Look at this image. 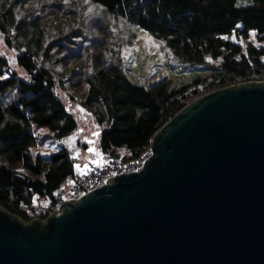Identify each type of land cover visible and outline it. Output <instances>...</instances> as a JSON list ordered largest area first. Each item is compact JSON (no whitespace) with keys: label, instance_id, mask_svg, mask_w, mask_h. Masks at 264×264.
Masks as SVG:
<instances>
[{"label":"trees","instance_id":"trees-1","mask_svg":"<svg viewBox=\"0 0 264 264\" xmlns=\"http://www.w3.org/2000/svg\"><path fill=\"white\" fill-rule=\"evenodd\" d=\"M246 1L0 0V36L15 54L9 59L0 52V206L28 221L19 202L52 197L74 174L66 147L46 157L34 151L32 126L58 139L78 128L57 96L58 86L71 90L99 125L104 158L130 161L194 99L264 81V0ZM140 31L179 60L204 64L212 73L172 90L165 82L133 83L122 54Z\"/></svg>","mask_w":264,"mask_h":264},{"label":"water","instance_id":"water-1","mask_svg":"<svg viewBox=\"0 0 264 264\" xmlns=\"http://www.w3.org/2000/svg\"><path fill=\"white\" fill-rule=\"evenodd\" d=\"M149 148L43 220L0 206V264H264V81L196 98Z\"/></svg>","mask_w":264,"mask_h":264},{"label":"rangeland","instance_id":"rangeland-1","mask_svg":"<svg viewBox=\"0 0 264 264\" xmlns=\"http://www.w3.org/2000/svg\"><path fill=\"white\" fill-rule=\"evenodd\" d=\"M238 1L241 6L247 5L246 0ZM98 18L100 17L95 19ZM0 52L9 59L15 56L12 50L6 48L1 36ZM122 60L124 69L133 83L149 87L165 82L168 90L184 87L199 78H204L213 71L211 67L204 64L179 60L162 41L155 39L145 31H140L135 42L123 49ZM19 73L20 75L23 74L20 70ZM56 91L67 111L75 117L78 128L69 136L58 139L48 129L32 126L31 131L35 135L38 144L34 151L46 157L64 146L71 153L75 165L82 162L86 163V160L91 159L90 156L93 154L89 153L87 149L89 147L96 148L99 144L100 135L99 137H93L91 133L93 131L101 132L100 127L88 111L81 112L79 110L77 105L80 108L82 107L71 90L60 89L58 86ZM70 137L71 139H69ZM85 137L94 140V145L86 143ZM45 144L48 147H45ZM44 153H47V155Z\"/></svg>","mask_w":264,"mask_h":264},{"label":"built area","instance_id":"built-area-1","mask_svg":"<svg viewBox=\"0 0 264 264\" xmlns=\"http://www.w3.org/2000/svg\"><path fill=\"white\" fill-rule=\"evenodd\" d=\"M95 149L100 155L98 156L94 152L91 159L87 160L79 171L75 169L72 178L52 197L33 195L30 204L27 205L23 201L19 202L18 208L28 221L47 218L57 205L71 197L96 188L105 179L115 175L140 171L144 161L152 154L150 148H148L137 158L130 161H123L120 158L106 160L100 152L99 144Z\"/></svg>","mask_w":264,"mask_h":264},{"label":"snow or ice","instance_id":"snow-or-ice-1","mask_svg":"<svg viewBox=\"0 0 264 264\" xmlns=\"http://www.w3.org/2000/svg\"><path fill=\"white\" fill-rule=\"evenodd\" d=\"M237 6H240V5L238 4ZM235 28H240V25L237 24V25L235 26ZM234 32H235V29H233V33H234ZM249 35H250L251 37L254 38V37H255V29H252V30L249 32ZM222 38H223V39H228L229 37H228V36H224V37H222ZM232 39H233V40H236V37H235L234 34H233V36H232ZM206 59L209 60V62H211V58H210V57H206ZM262 59H264V57H262ZM0 78H5V77H0ZM77 107L79 108V110H80L81 112L85 111V109L80 108L79 105H77ZM81 131H83V130L81 129ZM91 135H92L93 137H99L100 132H99V131H93V132L91 133ZM69 139H71V137H70ZM85 142L88 143L89 145H94V143H95L94 140L88 139L87 137H85ZM44 146H45V147H48L47 144H45ZM53 147H54V145H53ZM87 151H88L89 153H94V152H95L96 155H98V156L100 155L99 152H97L96 149H95L94 147H89V148L87 149ZM44 154L47 155V153H44ZM74 167L76 168L77 171H79L80 168H81V166H80L79 164L74 165ZM85 167H87V165H85ZM19 171H22V169L19 170Z\"/></svg>","mask_w":264,"mask_h":264},{"label":"crops","instance_id":"crops-1","mask_svg":"<svg viewBox=\"0 0 264 264\" xmlns=\"http://www.w3.org/2000/svg\"><path fill=\"white\" fill-rule=\"evenodd\" d=\"M91 157V156H90ZM87 161V160H86ZM80 165H81V167H83V165L85 164L84 162H82V163H79Z\"/></svg>","mask_w":264,"mask_h":264}]
</instances>
